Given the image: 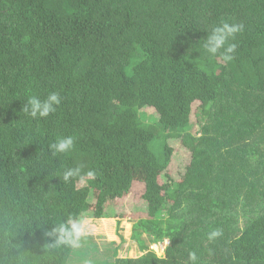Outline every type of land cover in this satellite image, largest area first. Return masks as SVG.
<instances>
[{"label": "trees", "instance_id": "trees-1", "mask_svg": "<svg viewBox=\"0 0 264 264\" xmlns=\"http://www.w3.org/2000/svg\"><path fill=\"white\" fill-rule=\"evenodd\" d=\"M225 21L244 26L231 59L203 47ZM50 92L48 117L22 111ZM64 136L72 149L53 156ZM129 168L157 197L135 204L140 255L90 235L88 251L52 247L46 233L91 191L92 217L119 228ZM0 264H264V0H0Z\"/></svg>", "mask_w": 264, "mask_h": 264}, {"label": "clouds", "instance_id": "clouds-1", "mask_svg": "<svg viewBox=\"0 0 264 264\" xmlns=\"http://www.w3.org/2000/svg\"><path fill=\"white\" fill-rule=\"evenodd\" d=\"M243 24L222 22L220 25L212 28L211 32L207 34L204 42V50L206 53L215 56L221 54L226 59H231L235 52L237 45L231 43L238 32L243 30ZM222 50V51H221ZM61 103V97L58 92H50L46 98L41 99L37 96H30L23 104L22 111L32 118L48 117L56 110V106ZM74 145V138L72 136H64L57 138L54 142L48 145L53 156L60 153H67ZM81 167L68 168L63 172L62 178L64 182H68L71 178L79 176ZM89 176L93 173L89 172ZM91 231L90 221L82 215L69 214L67 219L55 225L50 231L46 233L47 236L53 238L52 247H59L62 245L71 248H79L81 242L86 238ZM222 233L219 230L209 233L208 239L212 240L219 237ZM195 259V254H192Z\"/></svg>", "mask_w": 264, "mask_h": 264}, {"label": "rangeland", "instance_id": "rangeland-1", "mask_svg": "<svg viewBox=\"0 0 264 264\" xmlns=\"http://www.w3.org/2000/svg\"><path fill=\"white\" fill-rule=\"evenodd\" d=\"M144 110L145 108L139 109V113L141 114ZM145 120L152 123L151 120H153V117L151 110L145 111L144 121ZM192 120H193L192 125H190L188 129H186V131H189L192 134H196V132H199L200 130L199 123L196 121V115L193 116ZM158 140L159 139H155L154 142H157ZM154 142L152 143V148L155 147ZM171 143L175 148V154L173 159L178 160L183 155H185L183 154V152L185 153L187 152V150L182 145H180L179 140L172 141ZM186 157L187 156H184V158ZM141 170L143 169L132 170L131 168H129L127 170L132 175L133 178L132 187L128 193H123L119 198H117L114 201L113 208L110 207V209H112V211H114L115 213L119 214L121 212L122 214L120 226L118 229L116 226V219L118 218L117 216L110 218H100V219L99 218L95 219L92 217L91 210L94 208V199H95L94 191H91V193L89 194L87 206H85L84 214L82 216H85L90 221L91 231L89 235L95 237V241L101 245V247L103 248L102 250L105 252L106 249L114 245L112 240H115L119 244L117 250L119 256L134 257L136 255H140L141 253L136 241L131 237L132 225L137 220V218L140 215H142L135 211L136 209L135 204L137 200H139V198L143 199L144 196L145 198L149 199L150 208L156 207L157 205L156 204L157 197L155 196L150 197L148 193H145L146 191L144 190L143 181L147 177V173ZM154 174L156 175L157 172L155 171ZM109 212L111 213V210H109ZM119 234H121L122 240H120ZM143 236L145 235L143 234ZM84 239L82 240L81 246L79 248H82L84 251H88L85 250L87 247L86 245L87 242L85 243ZM96 245L93 246L92 250H94ZM164 246H165L164 244L161 245L152 244V248L157 252L158 255L164 254ZM107 256H112V254Z\"/></svg>", "mask_w": 264, "mask_h": 264}]
</instances>
